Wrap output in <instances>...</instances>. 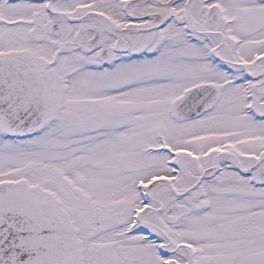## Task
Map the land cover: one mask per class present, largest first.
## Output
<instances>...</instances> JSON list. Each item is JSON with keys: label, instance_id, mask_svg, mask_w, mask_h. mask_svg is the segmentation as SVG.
Segmentation results:
<instances>
[{"label": "snow or ice", "instance_id": "snow-or-ice-1", "mask_svg": "<svg viewBox=\"0 0 264 264\" xmlns=\"http://www.w3.org/2000/svg\"><path fill=\"white\" fill-rule=\"evenodd\" d=\"M0 264H264V0H0Z\"/></svg>", "mask_w": 264, "mask_h": 264}]
</instances>
